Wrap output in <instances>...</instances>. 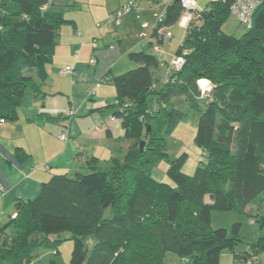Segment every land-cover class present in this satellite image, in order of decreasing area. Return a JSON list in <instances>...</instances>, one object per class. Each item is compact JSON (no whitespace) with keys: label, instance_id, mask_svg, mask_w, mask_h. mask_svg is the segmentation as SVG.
I'll return each instance as SVG.
<instances>
[{"label":"trees","instance_id":"obj_1","mask_svg":"<svg viewBox=\"0 0 264 264\" xmlns=\"http://www.w3.org/2000/svg\"><path fill=\"white\" fill-rule=\"evenodd\" d=\"M233 2L213 0L190 21L175 53L185 52L179 69L152 51L151 42L150 50L128 53L138 65L109 81L115 115L134 142L111 167L100 168L92 155L90 172L54 174L36 197L19 201L17 216L0 229L13 232L0 245V264L28 263L42 250L52 252L50 264H163L169 251L180 264H221V252L238 243L242 222L213 228V208L245 212L251 206L264 230V2L238 37L222 31ZM182 14L180 0H173L160 26ZM65 21L51 0H0V119L17 118L26 87L41 94L31 73L47 76ZM158 27L151 38L160 42ZM202 78L211 82L205 92ZM177 95L200 112L195 141L204 158L193 175L180 169L184 154L170 160L167 182L154 179L147 166L168 157L165 134L186 115ZM63 231L74 240L69 263L60 256ZM263 251L264 233L249 250L233 253L253 264Z\"/></svg>","mask_w":264,"mask_h":264},{"label":"rangeland","instance_id":"obj_2","mask_svg":"<svg viewBox=\"0 0 264 264\" xmlns=\"http://www.w3.org/2000/svg\"><path fill=\"white\" fill-rule=\"evenodd\" d=\"M127 1L129 0H53V7L62 10L67 21L63 22L61 25V35L58 47L56 48L53 60L47 65L48 75L43 78L40 77L39 74H35L37 83L41 88V94L37 96L32 88L26 87L21 95L20 103L17 106L18 115H23L24 112L34 103L39 106L40 102L37 104L39 96L45 95L44 92H49V90H52L53 88L59 89V92L52 96L54 99H49L44 107L41 106V110H45L46 113H49L54 118H56L61 110L65 111V108L68 106V101L63 104V100L68 99V96L72 93L69 92L71 83L67 78L64 79V82L63 80L59 81L58 79L60 77L56 73L61 71L67 65L73 66L75 61L74 58L71 59V64H59L60 60L67 53L71 52L74 54V52L79 49V54L77 53L78 60L84 64L88 60V55L93 49V46L100 47L103 45L106 47L116 44L119 46L118 48L125 50L131 47L134 42H137L140 46H138L136 50H144L148 49L150 41L154 44L158 43V38L150 37L153 32V25L158 22L159 15L164 11L165 5L159 4L161 2L160 0L159 3L152 0H133L135 1V13L132 11L127 12L123 16L120 25L114 23L110 24V13ZM198 1V9L202 12L213 0ZM182 17L183 16L163 29V31H171L174 34L175 39L171 41L169 38L165 37L162 42H159L161 45V52H157L153 47L151 48L152 51L162 54L165 59H169L172 53L176 52L179 45H181L182 38L186 32V28L181 25ZM69 19H72L73 21H70ZM98 23L100 26L97 25ZM77 30L81 31L83 37L77 36ZM245 30L246 26L241 23L234 14H230L222 26V31L236 37L241 36ZM127 58L128 57L124 60ZM126 61L128 66H124L126 67L125 70L132 69L138 65L137 62L129 58ZM119 65L122 64L120 63ZM23 70H25V73L27 72L26 69ZM53 82H56L57 84L53 86ZM81 84L82 86L84 85V87L79 85V83H77L75 87H78L74 92L77 99H83L86 92H88L89 84L86 82ZM107 84L108 83H105L103 85L102 90H105L110 97H115L116 89L114 84ZM55 86H57V88ZM91 86L92 88L94 87L93 85ZM174 102L179 109L186 113V115L170 132L165 134L168 157L158 158L147 166V170L154 179L161 181L167 180V182L170 180V178L167 177L170 160L177 159L184 154L185 161L180 169L188 175H193L199 161L204 158L203 149L195 141L200 112L190 106L189 103L184 100L183 95L175 96ZM69 111L70 110H68V113ZM94 132L96 133L97 131L94 130ZM133 142V139L125 136L121 138L114 137L111 146L108 143L93 141L89 147H93L92 154L97 153V156L99 157L98 166L100 168H109L112 165L113 158L124 155ZM112 151H114L113 154ZM90 171L91 169L87 167L82 172L86 173ZM250 209L251 206H249L245 212L222 211L215 208L212 210L213 228L226 227L230 229L233 223L237 221L242 222L240 239L233 250L235 252H245L249 250L252 242L264 233V230L262 231L258 222L255 221L256 216L249 214ZM261 212L264 213V208ZM10 231L6 233L7 240H10V238L12 239L13 232L10 233ZM58 238L61 239L59 244L61 251L60 256L66 263H69L74 246L72 233L70 231H63ZM89 246H92V243L89 244ZM233 251L230 248H225L220 254V263L226 264L236 261V264H242L239 260H235ZM48 252L49 253L43 250L39 251L36 258L25 264H50L49 260L52 256V252ZM180 263L181 258L177 253L171 251L166 253L163 264ZM263 263L264 262H261V259L258 256L255 258L253 264Z\"/></svg>","mask_w":264,"mask_h":264},{"label":"crops","instance_id":"obj_3","mask_svg":"<svg viewBox=\"0 0 264 264\" xmlns=\"http://www.w3.org/2000/svg\"><path fill=\"white\" fill-rule=\"evenodd\" d=\"M51 2L53 3V0ZM97 25L100 26L99 23ZM79 31L77 30V36L83 37ZM59 41L60 36L58 44ZM150 42L153 47L154 43ZM138 46L140 44L137 42L125 50L118 48L116 44L106 47L93 46L84 64L78 60L79 49L74 54L67 53L59 64H71V59L74 58V67L70 65L73 72L63 73V68L56 73L60 77L59 81L64 82L67 78L71 83L69 92H72V95L63 100V104L68 101L65 111L61 110L54 118L45 110H41L49 99H54L52 96L59 92V89L53 88L44 92L46 96H39V106L34 103L23 115H17L15 120H0V229L17 216L18 202L36 197L43 182L52 175L73 174L86 169L89 157L97 156V153L92 154L93 147H89L93 141L108 143L111 146L114 137L124 136L121 118L115 115L116 107L112 105L116 96L110 97L102 88L105 83H112L109 81L111 76L125 71L128 66V53L136 50ZM160 56L164 58L162 54ZM126 57L128 58L124 60ZM92 58H96L95 63L91 62ZM120 63L122 65H119ZM50 71L51 69L49 77ZM36 73H31L35 80ZM84 82L89 84L88 92L83 99H77L74 92L78 87H75L77 83L82 86L81 83ZM56 84L53 82V86ZM93 89L94 93H91ZM73 107L77 110L76 114L68 115V110ZM96 126H99L100 130L95 133ZM64 132L68 134L66 140L60 138ZM37 164L39 166L35 167ZM9 231V228L0 230V245ZM263 254L264 251L257 255L261 262H264Z\"/></svg>","mask_w":264,"mask_h":264},{"label":"built area","instance_id":"obj_4","mask_svg":"<svg viewBox=\"0 0 264 264\" xmlns=\"http://www.w3.org/2000/svg\"><path fill=\"white\" fill-rule=\"evenodd\" d=\"M161 2L157 1L159 4L165 5L164 11L159 15L158 22L155 23L153 26V30L157 28L158 26L161 25L165 18L166 10L168 6L173 2V0H160ZM181 6L183 9V14H182V19H181V25L185 28L188 27L190 21L197 19L200 16V11L198 9V0H180ZM264 2V0H234L233 4L231 5V12L232 14L236 15L238 20L243 23L245 26L250 27L253 22V15L256 11V9ZM133 12L135 11V1L129 0L125 2L122 6L117 8L116 10L112 11L109 15L111 23H114L116 25H120L123 16L127 12ZM164 27L160 26L158 27V33L159 35L162 33L163 37L169 38L171 41L175 39L174 34L171 31H163ZM79 34L81 33L80 31L78 32ZM186 35V32L184 36ZM183 36V38H184ZM151 38V37H150ZM182 38V40H183ZM153 48L157 52H161V45L158 43H155L153 45ZM185 53V52H184ZM173 54L170 62H169V67L171 69H179L182 67V65L185 62V54ZM92 63L96 62V58H92L91 60ZM63 73H68V72H73V68L70 65H67L63 70ZM168 72V71H167ZM166 72V73H167ZM200 81H204L203 84H200ZM198 84L200 85L201 89L203 92L206 90H209L211 87V82L207 78H202L198 80ZM91 93H94V89L91 91ZM77 110L76 108H71L69 111V115H74L76 114ZM3 121L4 119H0ZM97 132L100 130L99 126H96L95 129ZM60 138L63 140L68 139V134L66 132L62 133L60 135ZM39 165H35V167H38ZM251 264V263H250Z\"/></svg>","mask_w":264,"mask_h":264},{"label":"water","instance_id":"obj_5","mask_svg":"<svg viewBox=\"0 0 264 264\" xmlns=\"http://www.w3.org/2000/svg\"><path fill=\"white\" fill-rule=\"evenodd\" d=\"M150 132H151V125L148 124L147 125V134H149ZM140 146H141V149L144 148V146H145V141L144 140L141 141Z\"/></svg>","mask_w":264,"mask_h":264},{"label":"clouds","instance_id":"obj_6","mask_svg":"<svg viewBox=\"0 0 264 264\" xmlns=\"http://www.w3.org/2000/svg\"><path fill=\"white\" fill-rule=\"evenodd\" d=\"M199 83H200V84H203V83H204V81H200Z\"/></svg>","mask_w":264,"mask_h":264}]
</instances>
